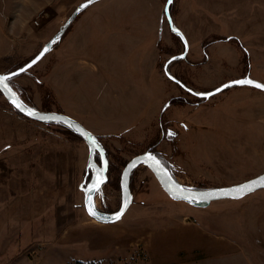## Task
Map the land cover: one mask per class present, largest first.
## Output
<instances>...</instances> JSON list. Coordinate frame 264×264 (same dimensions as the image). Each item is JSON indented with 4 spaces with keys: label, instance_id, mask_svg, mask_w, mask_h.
Instances as JSON below:
<instances>
[{
    "label": "rangeland",
    "instance_id": "obj_1",
    "mask_svg": "<svg viewBox=\"0 0 264 264\" xmlns=\"http://www.w3.org/2000/svg\"><path fill=\"white\" fill-rule=\"evenodd\" d=\"M83 1L0 0V73L37 55ZM165 2L98 0L10 79L24 105L74 112L99 135L108 158L94 197L102 211L119 208L124 165L150 148L188 188L264 171V91L234 84L202 98L164 68L169 61L167 72L197 94L246 75L264 83V0H172L183 57ZM71 38L73 63L63 69L58 59L47 79L61 89L57 99L43 76ZM87 159V144L67 126L25 117L0 92V264H264V187L196 207L171 199L141 164L130 175L128 209L102 223L85 211L79 187L92 174Z\"/></svg>",
    "mask_w": 264,
    "mask_h": 264
},
{
    "label": "water",
    "instance_id": "obj_2",
    "mask_svg": "<svg viewBox=\"0 0 264 264\" xmlns=\"http://www.w3.org/2000/svg\"><path fill=\"white\" fill-rule=\"evenodd\" d=\"M96 1L98 0H91V2H89V0H85L82 3H80L78 6H76V8L72 11V13L63 23V25L60 27V29L49 39V41H47L43 45L42 49L39 51L37 55H35L26 64H24L22 67L18 69H15L7 73H0V77H8L9 79L13 76H16L22 73L23 71L27 70L31 66H33L51 49L53 44L62 37L63 33L68 28V26L71 24V22L74 20V18L80 12H82L86 7H88L89 5H91L92 3ZM171 1L172 0H170V2L169 0H166L165 5H164V14L167 18L170 28L180 38V40L182 41L184 45V51L180 55L181 57H183L185 53L187 52L188 44L183 34L179 30L174 28L172 25V19H171L170 12H169V5ZM45 49H47V51H45ZM33 61H36V62L33 63ZM168 62L169 61H167L164 65L166 74L172 80L183 85V83H181L179 80H177L175 77L171 76L167 72L166 66ZM8 79L4 82V84H7V87H5L4 84H0V92L5 97V99L14 107V109H16L20 114L24 115L27 118H30L32 120L42 122V123H54V122L61 123L67 126L69 129H71L76 135H78L87 144L88 146L87 167L88 168L92 167L93 173L90 179L87 182L83 181L84 183L80 184L79 187L83 191V203H84L85 211L90 217H92L93 219L99 222H102V223L115 222L117 221L115 217L121 213L123 215L125 211L128 209L129 205L132 202V194H131L130 186H129L130 175H131V172L137 166L141 164L149 168V170L152 172V174L158 181L161 188L171 199L182 200L196 207H206L211 203V201H214L217 199H224V198L238 199L257 189L263 188L261 185L262 183H264V171L245 181L231 184V185L218 186V187H213V188H208V189L188 188V187L183 186L176 180V178L172 175L169 169L163 164V162L160 160V158L156 154L150 151H145V152L136 154L133 157H131L126 162V164L124 165L121 171L120 182H119L121 201H120L119 208L113 212L102 211L96 207L94 203V197L97 191L107 181L108 158H107L105 147L99 141L98 136L88 131L81 123L71 118L70 116L65 115L64 113L56 112V111L36 110V109H32L24 105L20 101L18 96L16 95ZM241 80L253 81V84L249 85L253 87H255L254 86L255 84L264 85V83H261L255 79L250 78L248 75H246L243 78L227 81L210 91L198 93V96L203 97V98H208L211 95L216 94L222 91L224 88H226L225 85L231 86V85L236 84L234 83L235 81H241ZM257 89L264 91V88H257ZM17 105H19V107H17ZM96 153L99 155V159H100L99 163H97L95 160ZM98 179L101 180L102 183L99 184L98 190H96L94 189V186L97 184ZM245 185L249 186L253 190L244 191L243 186ZM90 207H92L93 210L96 212L95 216L90 214L89 212ZM122 215H120V218L122 217Z\"/></svg>",
    "mask_w": 264,
    "mask_h": 264
},
{
    "label": "crops",
    "instance_id": "obj_3",
    "mask_svg": "<svg viewBox=\"0 0 264 264\" xmlns=\"http://www.w3.org/2000/svg\"><path fill=\"white\" fill-rule=\"evenodd\" d=\"M89 12L90 11H88L86 13V15L89 14ZM135 23H136L135 24V27L140 26V28H141L143 26L141 22L136 21ZM74 43H75L74 42V38H71L66 43V45H64L61 48H57L55 50V59L53 60L51 66L49 68V70L46 73L44 72L45 73V76H43V77H44V79H45L46 82H47V79H50L52 76L55 75V73H56L55 71L56 70H58V71L60 70V66H59V69H58V65H59V62H57L58 59H60V63H63V69H66L69 65H71L73 63L72 58H70L71 57L70 54H71V49L74 48ZM87 66L89 67V69H92L94 72H97V67L94 65L93 62L91 63V61H87ZM58 71H57V75L62 74L61 72H58ZM47 84H49V83L47 82ZM49 85L52 88V90H54L55 95H56V97L58 99L59 98L58 96L61 95V89L60 88H56V85H55V87L52 86L51 83ZM60 100H62V99H60ZM70 101H71V104L70 105H73L74 100H70ZM62 102H63V100H62ZM71 114L72 115L70 117H72L73 119L76 120L75 116H73V115H75L74 112H72ZM76 121H78V120H76Z\"/></svg>",
    "mask_w": 264,
    "mask_h": 264
},
{
    "label": "snow or ice",
    "instance_id": "obj_4",
    "mask_svg": "<svg viewBox=\"0 0 264 264\" xmlns=\"http://www.w3.org/2000/svg\"><path fill=\"white\" fill-rule=\"evenodd\" d=\"M89 2H91V0H89ZM169 2H170V0H169ZM45 51H47V49H45ZM35 62H36V61H33V63H35ZM30 66H31V65H30ZM7 79H8V77H0V84H4V82H5ZM234 83H236V84H248V85H252V84H253V81H251V80H241V81H235ZM4 86L7 87V84H4ZM254 86L257 87V88H264V85H261V84H255ZM225 87H228V85H225ZM17 107H19V105H17ZM29 114H31V113H29ZM153 159H154V158H153ZM100 183H102V181L98 179V180H97V184L94 186V189L98 190V186H99ZM261 186L264 187V183H262ZM243 190H244V191H252L253 189L250 188L249 186L245 185V186H243ZM89 212H90V214L93 215V216L96 215V212L93 210L92 207L89 208ZM120 215H122V213L119 214V215H117V216L115 217V219H116V220L120 219Z\"/></svg>",
    "mask_w": 264,
    "mask_h": 264
},
{
    "label": "flooded vegetation",
    "instance_id": "obj_5",
    "mask_svg": "<svg viewBox=\"0 0 264 264\" xmlns=\"http://www.w3.org/2000/svg\"><path fill=\"white\" fill-rule=\"evenodd\" d=\"M235 36H232V38H234ZM235 38H237V37H235ZM237 41H238V39H236ZM240 44V43H239ZM175 83L177 84V85H179L180 87H182L183 89H185L187 92H189V93H191V94H194L195 96H198V94H197V92H195V91H192V89L191 88H188L185 84H183V85H181V84H179L178 82H176L175 81ZM203 98V97H202ZM89 169H91V171H92V173H93V168L92 167H89ZM88 175V172L86 173V176ZM92 175V174H91Z\"/></svg>",
    "mask_w": 264,
    "mask_h": 264
},
{
    "label": "trees",
    "instance_id": "obj_6",
    "mask_svg": "<svg viewBox=\"0 0 264 264\" xmlns=\"http://www.w3.org/2000/svg\"><path fill=\"white\" fill-rule=\"evenodd\" d=\"M10 79H11V78H9V79H8V80H9V82H10ZM70 130H71V129H70ZM71 131H72V130H71ZM149 150L151 151V148H150Z\"/></svg>",
    "mask_w": 264,
    "mask_h": 264
}]
</instances>
